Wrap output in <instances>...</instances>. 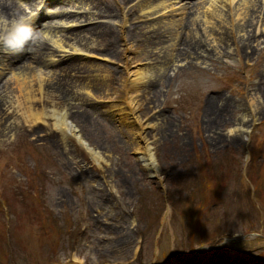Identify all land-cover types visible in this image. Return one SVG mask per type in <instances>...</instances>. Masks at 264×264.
Returning <instances> with one entry per match:
<instances>
[{
  "label": "rangeland",
  "instance_id": "1",
  "mask_svg": "<svg viewBox=\"0 0 264 264\" xmlns=\"http://www.w3.org/2000/svg\"><path fill=\"white\" fill-rule=\"evenodd\" d=\"M6 1L37 16L48 51L54 33L85 49L87 26L98 28L90 36L97 47L74 54L86 67L67 75L71 95L63 104L103 161L81 157L75 145L44 147L25 127L0 136V264H264V30L256 34L253 26L259 12L264 22L262 0H251L226 43L223 20H212L214 28L190 24L204 0L177 3L181 25L169 14L140 26L142 0ZM103 6L112 15L96 17ZM60 10L74 15L42 13ZM156 27L161 39L147 45L143 38ZM246 31L254 33L248 54L235 45ZM176 36L202 47L175 57ZM21 59L1 56L0 68L18 71L28 65ZM140 65L157 71L131 104L151 140L156 173L136 150L130 114H112L127 109V73ZM102 74L113 78L104 82Z\"/></svg>",
  "mask_w": 264,
  "mask_h": 264
},
{
  "label": "bare ground",
  "instance_id": "2",
  "mask_svg": "<svg viewBox=\"0 0 264 264\" xmlns=\"http://www.w3.org/2000/svg\"><path fill=\"white\" fill-rule=\"evenodd\" d=\"M63 2L64 0H59ZM128 2L127 0H125ZM142 0L138 4L139 16H136V24L143 25L141 20L149 23L150 19H156V17L165 18L169 14L178 15L179 22L178 25L182 24V15L183 11L176 7L177 3H181L183 0ZM185 2L184 4H186ZM189 3V2H188ZM203 10L200 13L193 12L191 16H189V22L191 25H199L205 28L204 26H213L217 27V24L214 25V19L223 20L226 25L230 28L224 32V35L220 37L226 43L229 38H227V34H232L233 31V22L241 18H245V13L249 11L247 6L252 4L251 0H204L203 2ZM264 0H262V4ZM183 4V5H184ZM219 4H221L219 6ZM181 5V6H183ZM136 5L130 6V11H132L133 7ZM88 8V7H87ZM96 8V7H94ZM100 8H96L94 10L98 11ZM137 9V7H136ZM90 10V9H88ZM259 11H261L259 9ZM18 10L16 7L10 5L6 0L0 1V13H4L6 15H13L17 13ZM45 13V12H44ZM48 15L54 13H47ZM62 15L66 17L68 15H74L73 13L67 11H61L59 13H55L54 15ZM98 16H110L112 15L111 10H108L107 7H104L97 12ZM45 15V14H44ZM87 15V13L82 14L81 16ZM255 24L253 26L256 27L255 33L258 30L262 32L264 30V22L263 18L260 17V12L257 15ZM53 17V16H50ZM90 17V16H89ZM34 20L36 19L33 16ZM129 21L130 18L126 17ZM89 19V18H85ZM84 20V19H83ZM148 20V21H147ZM160 20V19H158ZM139 22V23H138ZM262 22V24H260ZM205 24V25H204ZM237 23H235L236 25ZM260 24V25H259ZM262 26V27H261ZM153 32H151L150 37L144 36L143 40L147 43V45L152 44L155 45L161 39V36L158 32L160 30L159 27L152 28ZM150 30V31H151ZM211 30V29H210ZM45 32V31H43ZM205 32L207 30L205 29ZM89 35L86 40H84V44L81 46H85V49H82L77 44L65 43L61 38L56 37L57 33L49 36V40L51 41L52 50L48 51V47L46 46V41L43 42L36 47H34L31 51H24L19 54H15L11 58L15 57H24V61H22V65L28 64L26 66H21V69L18 71L14 70L12 67L4 73V68H0V136H4L7 132L13 131L14 133L19 128H28L32 135H35L39 142L45 147H49L54 151H57V148L62 146L64 149H72L71 146L75 145L81 149L82 155L81 157L88 158L90 161L96 162L99 166H101L100 161H103V157L99 155L97 151L94 150L89 144V142L83 137L80 131L77 129V124L73 121L72 117H74L71 109L66 108L64 106V100L70 94L71 90L64 83L65 81L70 80L67 76L68 74H76L82 68L86 67V64H80L76 62L74 59V54H84L86 49L96 48L94 45L95 38L90 37L94 34H98V28L96 26H87L86 31ZM246 37L240 40V44H235L236 47L242 46L243 51L247 54L250 51H253V34L248 33L247 31ZM257 34V33H256ZM211 35V33H208ZM213 37V36H212ZM214 38V37H213ZM84 38H82L83 40ZM180 40V43L183 45L180 49H177L176 42ZM214 40V39H213ZM78 41H81L79 39ZM236 39L234 38V43ZM173 48L176 49L174 56L179 57L184 53L188 55L196 53L195 51L202 47V43L199 40L193 41L191 38L182 37L174 39ZM178 45V43H177ZM252 48L250 51L247 49ZM158 48V47H154ZM153 50V48H152ZM28 51V53H27ZM11 54V53H9ZM4 55V52H0V57ZM172 55H170V58ZM35 62V67L31 66L28 62ZM53 65H58L56 68L57 72L52 69ZM167 66L164 68L162 65L157 67L158 70H165ZM150 67L146 65H140L137 69L130 71L127 73V77H131L129 79V84L126 85L127 92L129 93V102L127 105V109L125 107H120L119 111L113 112L114 115H123L126 111V114H130V118L126 120L130 122V129H132V135L136 140V150L139 152L140 158L144 163V166L147 167L149 172L156 173L157 171V163L155 161L151 140L143 133V127L138 124V121L135 119V110L132 102L136 100V96L138 94V89L141 87V84L147 83L150 85L152 82V76L154 75L155 70L151 73ZM98 78L101 80H111L113 78L112 74L99 75ZM104 81V82H105ZM75 82L71 80L70 83ZM90 83V82H89ZM89 85V84H88ZM222 102L224 100L220 98ZM255 95L252 93L249 95L248 99V111L253 113ZM133 102V103H134ZM83 106L82 104H79ZM222 106V104H221ZM125 109V110H124ZM220 111V109H218ZM84 110L80 112L82 115ZM122 113V114H121ZM210 117L212 118L214 114V122L218 118V112L212 111L208 112ZM113 116V115H112ZM134 117V118H133ZM124 120L122 116H120ZM82 117L78 119L81 121ZM132 120V121H131ZM139 120V119H138ZM149 126H152L153 123L147 121ZM135 126V127H134ZM241 127V124L238 128ZM241 129V128H240ZM71 143V144H70Z\"/></svg>",
  "mask_w": 264,
  "mask_h": 264
},
{
  "label": "clouds",
  "instance_id": "3",
  "mask_svg": "<svg viewBox=\"0 0 264 264\" xmlns=\"http://www.w3.org/2000/svg\"><path fill=\"white\" fill-rule=\"evenodd\" d=\"M42 42V33L34 27L32 15L0 13V52L19 54Z\"/></svg>",
  "mask_w": 264,
  "mask_h": 264
},
{
  "label": "water",
  "instance_id": "4",
  "mask_svg": "<svg viewBox=\"0 0 264 264\" xmlns=\"http://www.w3.org/2000/svg\"><path fill=\"white\" fill-rule=\"evenodd\" d=\"M67 264H76V263H73V262H69V263H67Z\"/></svg>",
  "mask_w": 264,
  "mask_h": 264
}]
</instances>
